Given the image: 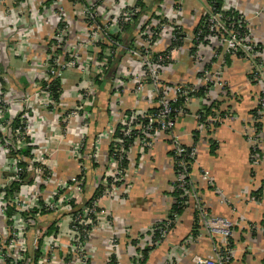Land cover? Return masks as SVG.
I'll use <instances>...</instances> for the list:
<instances>
[{
	"label": "crops",
	"instance_id": "obj_1",
	"mask_svg": "<svg viewBox=\"0 0 264 264\" xmlns=\"http://www.w3.org/2000/svg\"><path fill=\"white\" fill-rule=\"evenodd\" d=\"M99 1L83 0L84 3H88L87 5L101 4ZM140 1L146 4L149 13L140 16L139 24L135 21L125 28L121 34L126 40L125 46L131 44L142 22L167 14L181 23L182 40L178 46L173 48L171 63L162 78L173 84L189 77L193 70L189 57L190 43L188 40L192 38L195 29L202 22L205 14L203 9L208 2L206 3L205 0H126L123 4L120 2L114 6L116 8L126 4L133 6ZM178 1H181L183 5L180 13L174 9ZM229 1L230 9L235 8L233 10L236 13L244 16L264 51V0ZM24 3L25 9L28 10L26 15L15 14L13 17L3 18L0 22V89L2 86V89L6 91L4 97L8 95L21 102L34 118L31 123L34 145L31 148L22 147L21 152L24 154V151L30 150L31 152L42 148L44 166L47 169L46 176L62 178L69 186L74 185L76 179L81 181L79 191L76 190L77 193L73 190L62 191L74 196L71 199L74 207L88 205L93 201L97 203L96 211L100 216L96 229L86 244L87 263L114 264L116 257L117 259L120 257L121 261H117L121 264H134L139 260L136 238L140 237L144 240L149 229L168 217L175 203V195L171 190L174 172L169 142L167 138H161L146 151L143 157L137 154V146L133 144L127 165L130 179H127L128 186L122 189L124 195L101 194L93 178V172L97 166L92 160L86 158L84 171H79L78 161L70 150L78 140V136L83 139L85 150L92 148L97 135L112 122L111 111L115 109L127 111L131 107L132 103L123 96L120 101H112V84L108 78L113 70L120 67L125 55L123 52L118 54L116 64L113 65V69H110L105 79L96 78L92 74L83 75L79 70H69L63 73L58 82L60 94L57 98L53 97V99L56 98L54 99L56 103L60 105L73 103L78 89L87 82H90L94 89L92 106L87 108L88 118L85 125L82 126L76 118L72 119L70 130L66 133L62 124L57 123L56 115L66 116L68 106L62 105L56 110L57 114L53 113L55 110L49 105L52 96L46 88L44 77L43 61L49 52L44 43L53 34L55 20L53 16H48L47 21L38 20L37 22H41L42 27H37L36 29H40L38 31H34L36 23L31 20V18L42 15L43 9H51L52 0H24ZM221 3V8H229L228 4H224L225 1L221 0ZM64 5L75 17L79 16L77 12L79 6L72 7L68 1L66 3L64 1ZM207 8L209 9V5ZM259 8L261 12L258 15L253 14V11ZM8 19L10 23L17 25L15 30L9 24L3 23ZM77 19H73L71 34L75 40H80L84 39L85 35L80 33L81 25ZM98 22H101V19ZM100 44L101 48L106 45L105 43ZM168 46L169 41L163 40L157 44V49L163 52ZM96 58L101 61L102 57ZM220 62L221 60L215 58L213 67L220 66ZM222 63L223 78L226 83L224 92L211 87L205 94L206 96L200 95L199 100L193 101L188 106L186 115L177 118L175 131L179 134L183 144L195 145L197 148V157L191 167L190 178L196 183L198 195L208 211L211 214L236 221L233 236L229 239L228 264H264V189L258 188L264 182V156L260 158L258 165H251L250 145L245 136V130L249 125L258 95V88L252 81L251 67L246 60L226 56ZM205 108H210L211 111L227 109L235 117L226 119L214 129H202L199 128L194 115L204 111ZM14 120L17 118L15 119L13 112L3 116V125L6 127L1 128L0 133L5 134L4 137L9 136L8 132L16 127ZM262 120L264 125V117ZM107 150V144L103 142L100 151L105 155ZM7 158L8 156L0 157V168L5 165ZM101 162L105 163L104 156ZM203 168L210 172L215 187L221 191L227 203H221L213 188L199 181V171ZM9 178V174L4 173L0 177V187L6 186L9 190L12 185ZM33 180L32 175L28 174L17 187L12 188V191H18L21 184H25L24 187L28 186L30 189ZM31 197H33L32 194L29 198ZM10 211L12 214L9 215L8 210L7 225L11 223L10 216L16 213L14 209ZM30 214L36 223L28 230L29 233H36L40 236L37 239V246L41 248L44 244H52L51 240L57 238V243L53 245L57 246L58 255H50L47 264H66L74 261L73 255L67 258L62 253L67 246V238L70 236L68 212L36 209ZM193 227L192 211L190 208L185 209L179 215L177 222L168 230L166 238L149 253L147 252L138 264H198V258L212 256V244L205 235L198 238L197 235L190 243V247L185 248L183 241L188 236H192ZM199 230L198 228V234ZM112 240L120 243L116 249L117 253H113L114 250L110 247ZM38 257L39 253L35 252L34 259L37 260Z\"/></svg>",
	"mask_w": 264,
	"mask_h": 264
},
{
	"label": "built area",
	"instance_id": "obj_2",
	"mask_svg": "<svg viewBox=\"0 0 264 264\" xmlns=\"http://www.w3.org/2000/svg\"><path fill=\"white\" fill-rule=\"evenodd\" d=\"M64 1L65 3L68 1L72 7L79 6L78 17L66 8ZM67 1L52 0L51 9H43L42 15L31 18L36 23L34 31L40 30L36 29L37 27L42 28L40 23L47 21L48 16H53L55 20L53 34L44 43L49 51L43 61L47 90L50 92L52 83L59 81L63 73L69 70H79L83 75L92 74L96 78L105 79L110 71V63L117 54L123 52L125 56L124 60H121L120 67L113 70L108 77L112 84L111 98L112 101L117 102L123 96L132 103L127 111L118 109L111 111L112 122L97 135L94 146L89 150L84 149L83 139L78 136V140L70 150L78 161V170L84 171L86 158L92 160L97 166L93 172L94 184L100 188V193L124 195L122 189L128 186L127 179H130L127 165L133 144L137 146V154L143 157L156 141L167 138L174 172L171 190L176 195L175 203L184 210L190 208L194 211V222L199 229L207 233L212 244V256L198 258L197 262L198 264H228L229 239L233 236L236 221L211 214L202 202L196 183L190 178V170L197 157V148L195 145L183 144L179 134L175 131V126L177 118L186 115L188 106L193 101L199 100L200 95L206 96L205 94L211 87L224 92L226 83L221 66L226 56L246 60L251 67L250 75L258 88V95L249 125L245 130V136L250 145L251 165L259 164L264 148V125L262 123L264 117V51L252 30L248 28L244 16H240L233 10L235 8L230 9V7L226 9L222 7L220 11H214L209 4L211 12H205L202 23L195 29L192 38L188 40L193 72L180 82L170 84L163 80L162 76L171 63L170 57L175 48L173 45L180 44L182 40L180 22L173 20L167 14L148 19L141 23L131 44L124 46L116 38L129 24L134 22L140 12L138 4L133 6L126 4L127 6L121 5L116 8L115 4L120 2L123 4L126 0H100L101 4L94 5H87L88 3H84L83 0ZM0 3H2L1 0ZM179 5L180 3L174 8L177 13L181 12ZM41 19L42 21L38 23L37 21ZM73 19L80 21V33L85 35L84 39L75 40L72 37ZM100 19L101 22H98ZM3 23L14 27L13 30L17 28V25L10 23L9 19ZM163 40L169 41V46L162 52L157 49V44ZM100 43H105V47L101 48ZM99 56L102 57L101 61L96 58ZM215 58L221 60L218 67H213ZM93 90L91 83L87 82L78 89L73 103L62 104L68 106L66 108L68 114L66 116L56 115V121L62 124L66 133L70 130L72 119L76 118L82 126L85 125L88 118L87 108L92 106ZM49 105L55 110L54 114H57L56 110L62 106L53 98H50ZM10 112L12 108L7 110L3 116ZM202 113L204 111L194 115L199 128L202 129H214L226 119L235 117L227 109L223 116L220 110H212L208 116ZM3 116L0 115V124L4 123L1 119ZM14 117L17 118L18 125L8 132L9 136L3 137V140L0 135V154H9L4 170L8 171L12 183L20 184L22 178L28 174H31L34 180L30 189L28 186L24 187L25 184H21L18 191L9 196L6 194L7 187H0V264H47L50 255H58L57 246L53 245L57 243V238L51 240L52 244H44L40 248L36 244L40 236L36 233H29L30 228L36 223L30 213H34L36 209L68 212L70 236L67 238L66 245L72 251L75 260L67 264L83 263L88 251L85 248V254L82 257L78 249L84 244L85 247L87 246V242L84 241L90 239L96 229L100 216L96 211L97 203L93 201L74 209V204L71 202L74 196L62 191H79L81 181L76 179L75 184L69 186L62 178L46 176L47 169L44 166L42 148L32 150L29 156H25L21 148L24 146L31 148L34 145L31 126L34 118L26 112L14 113ZM103 142H106L108 148L105 155L100 151ZM103 156L104 164L101 162ZM198 176L203 185L213 188L221 203H227L221 191L215 187L208 170L201 169ZM258 188L264 189V182ZM30 194L33 197L29 198ZM9 208L14 209L16 213L10 216L11 223L7 225ZM178 219L179 215L173 212L170 218L167 217L159 223L160 226L149 229L144 240L140 237L136 238L139 260L135 264L142 261L145 249L149 248L151 251L160 244L170 227ZM195 238L188 236V243H192ZM113 240L110 241V247L114 250L113 253H117L116 249L119 245ZM35 252L39 253L37 260L34 259ZM114 264L121 263L115 261Z\"/></svg>",
	"mask_w": 264,
	"mask_h": 264
},
{
	"label": "rangeland",
	"instance_id": "obj_3",
	"mask_svg": "<svg viewBox=\"0 0 264 264\" xmlns=\"http://www.w3.org/2000/svg\"><path fill=\"white\" fill-rule=\"evenodd\" d=\"M2 1V3H0V22L2 21V19L3 18H8V17H10V16H14L15 14H20V15H22V16H24V15H26L27 14V12H28V10L27 9H25V3H24V0H1ZM204 1V0H203ZM206 1V0H205ZM223 1H225V5L226 4H228V6L227 7H230L231 8V6H229V5H231V3H230V1L229 0H223ZM180 3H181V5H179L180 7H182L183 5H182V2L181 1H179ZM36 3V2H35ZM205 3V2H204ZM206 3H207V1H206ZM176 5H178V3L176 4ZM209 4H207V6H208ZM207 6H205V9H203L204 11V13L205 12H211V10H210V8L208 9L207 8ZM202 12V13H203ZM261 12V9L259 8V9H255L254 11H253V14H255V15H258L259 13ZM247 26H248V23H247ZM248 28L250 29V27L248 26ZM251 30V29H250ZM57 81V83L59 82L58 80H56ZM56 81H54V82H56ZM53 82V83H54ZM53 83H52V86H53ZM59 84V83H58ZM51 86V87H52ZM51 87H50V94H51V96H52V98L54 97V91H52L51 90ZM56 93H57V95H59L60 94V91H59V89H58V86H57V90L55 91ZM5 93H6V91L5 90H3L2 89V86H1V89H0V115L1 116H3V114H6L7 113V110H9L10 108H12V112L13 113H21V114H23V113H27L29 116L31 115L28 111H27V108L25 107V106H23V104L21 103V102H19V101H17V100H14V99H12V98H10V97H8V95H6V97L4 98V100H3V97L5 96ZM58 97V96H57ZM56 97V98H57ZM56 98H54V99H56ZM29 110V109H28ZM17 111V112H16ZM19 115V114H18ZM2 120H3V117L1 118ZM263 123V122H262ZM0 127L1 128H3V127H6L5 125H3V124H0ZM0 128V129H1ZM0 132H1V130H0ZM1 135H2V140H3V137H4V135L5 134H3V133H0ZM247 138V137H246ZM2 150H4V149H2ZM263 152H264V148H263ZM261 153V156H260V158L262 159V156H264V153ZM1 156H9V154L7 155V153H4V155H2V154H0V157ZM4 167H5V165H3L1 168H0V177H2V175L5 173L6 175H8V171L6 172L5 170H4ZM263 182V181H262ZM187 209H189V208H187ZM191 210V209H190ZM192 211V210H191ZM192 214H193V220H194V217H195V213H194V211H192ZM214 215V214H213ZM217 216H219V215H217ZM240 218V217H239ZM200 232H199V234H198V236H197V238L198 237H201V236H203V235H205L207 238H209L208 237V235H207V233L204 231V230H202L201 231V229L199 230ZM166 236H167V234L163 237V240L166 238ZM188 238V237H187ZM187 238L184 240L185 241V248H187V247H190V244L188 243V240H187ZM89 240V239H88ZM87 240V241H88ZM87 241H84L85 243L87 242ZM184 241H183V243H184ZM120 243H118V245H119ZM65 250H64V252H62L63 254H64V256L65 257H69V256H71L72 255V251L69 249V247L68 246H65ZM85 248H87V247H85V244H84V246H82L81 248H79L78 249V252L80 253L79 255H81L82 257L84 256V254H85ZM97 253L95 252V255H96ZM117 260H120L121 261V258L120 257H118V259H117V257H116V261ZM80 263V262H79ZM67 264V263H66ZM80 264H89V263H87L86 262V260H85V258H84V262L83 263H80Z\"/></svg>",
	"mask_w": 264,
	"mask_h": 264
},
{
	"label": "trees",
	"instance_id": "obj_4",
	"mask_svg": "<svg viewBox=\"0 0 264 264\" xmlns=\"http://www.w3.org/2000/svg\"><path fill=\"white\" fill-rule=\"evenodd\" d=\"M208 4H210L211 8H212L214 11H220L221 4H222V3H221V0H208ZM138 6H139V8H140V12L137 14V16H136L134 22H135V21L138 22V19L140 18V16H141L142 14H146L147 12L149 13V10L147 9L148 7H147L146 4L143 3L142 1H140V2L138 3ZM235 14H236V13H235ZM152 15H153V14H152ZM203 19H204V17L202 18V21H203ZM201 23H202V22H201ZM116 40H118V41H119L122 45H124V46L127 44V43H126V40L124 39V36H122V35L118 36V37L116 38ZM178 45H179V44H174L173 46L176 47V46H178ZM102 47H104V46H102ZM118 56H119V55L117 54L116 57L114 58V60L110 63V69H113V67H114L113 65L116 64ZM57 86H58V83H57V81H56V82L53 83V86L51 87V90L54 91V94H53L54 97H57V93L55 92V91L57 90ZM252 112H253V111H252ZM224 113H225V111H221V110H220V114H221L222 116L224 115ZM202 114H204V116H208L209 114H211V110H210V108H209V109H208V108H207V109L205 108L204 113H202ZM14 124L17 126V125H18V120H14ZM12 152H13V151H12ZM29 152H30V150L24 151V155H25V156H29ZM13 153H14V152H13ZM26 176H27V175H26ZM24 177H25V176H24ZM22 179H23V178H22ZM18 185H19V183H12V185L10 186V189L6 191L7 196L11 195V194L13 193L12 188H13L14 186L17 187ZM175 198H176V195H175ZM10 209H12V208H9V209H8V210H9V215L12 214V212L10 211ZM74 209H76V207H75ZM183 210H184L183 207H179L177 203H174V205L172 206L171 211H170V213H169V215H168V218L171 217V214H172L173 212H174V213H177L178 215H181V213L183 212ZM155 226L158 227V226H160V224H157V225H155ZM197 230H198V226H197L196 223L194 222V227L192 228V236L196 237V236L198 235ZM148 251H149V248L145 249L144 252H143V255L146 256ZM134 264H135V262H134Z\"/></svg>",
	"mask_w": 264,
	"mask_h": 264
}]
</instances>
